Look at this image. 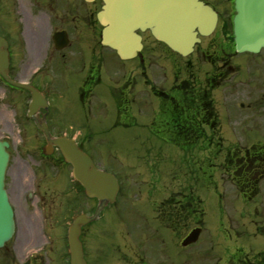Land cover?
<instances>
[{"label": "flooded vegetation", "instance_id": "obj_1", "mask_svg": "<svg viewBox=\"0 0 264 264\" xmlns=\"http://www.w3.org/2000/svg\"><path fill=\"white\" fill-rule=\"evenodd\" d=\"M202 1L218 13L215 31L201 37L195 50L211 65L203 79L187 58L182 65L160 53L159 59L173 60L168 74L144 51L122 59L103 45L97 17L101 0H11L13 10L4 6L0 36L9 44L8 74L41 92L47 109L29 117L31 92L7 84L0 72V105L6 89L11 90L16 112L35 129L20 132L17 142L0 125V139L9 143L6 182L15 213L14 236L0 249V264H70V226L76 216L92 215L98 207V200L88 198L73 178L72 165L60 149H46V138L36 126V119L44 117L53 136L75 138L93 161L96 134H105L106 128L114 134L127 132L140 119L148 135L186 140L187 147L205 141L209 151L208 167H191L188 180L152 182L137 202L121 196V185L117 203L127 200L123 204L129 218L122 222L118 212L111 222L108 252L100 241L101 217L82 227L87 264H264L257 241L264 232V145L224 149L225 119L216 103L220 85L238 66L231 64L236 56L235 0ZM147 35L155 41L150 32L142 34L144 47ZM241 85L230 86L229 98L264 102V81L250 88ZM100 90H109L110 96ZM70 91L78 93L84 128L75 118ZM156 173L147 166V176ZM193 232L195 240L186 244Z\"/></svg>", "mask_w": 264, "mask_h": 264}, {"label": "water", "instance_id": "obj_2", "mask_svg": "<svg viewBox=\"0 0 264 264\" xmlns=\"http://www.w3.org/2000/svg\"><path fill=\"white\" fill-rule=\"evenodd\" d=\"M105 5L99 20L105 26L103 43L116 49L121 57H134L142 49L136 30L150 29L154 36L170 48L188 55L199 42L198 33L210 34L215 28L217 14L198 0H103ZM234 19L237 52L258 53L264 49V0H236ZM9 54L7 43L0 38V71L6 79ZM34 102L31 111L38 106L40 94L32 90ZM45 133L48 147L57 145L65 159L74 166V177L84 186L86 194L100 201L95 215L78 216L71 227L69 244L72 264H86L79 239L82 225L95 220L99 212L115 201L118 192L117 179L98 170L91 158L67 138H53L46 123H38ZM8 144L0 142V247L14 234V216L5 189V175L9 162Z\"/></svg>", "mask_w": 264, "mask_h": 264}, {"label": "rangeland", "instance_id": "obj_3", "mask_svg": "<svg viewBox=\"0 0 264 264\" xmlns=\"http://www.w3.org/2000/svg\"><path fill=\"white\" fill-rule=\"evenodd\" d=\"M102 2H100L101 4ZM4 6L8 10H13L11 6V0H0V17L4 15ZM10 14L11 12L8 11ZM202 51V48H200ZM200 51V52H201ZM144 52L146 57H150L152 61H155L160 53H164V58L168 57V51L163 46L151 39L149 35L146 36V48ZM193 64L192 70L197 73L200 79L204 78V73L211 70V65L208 63V59H205L201 53L199 55H192L188 58ZM185 59H181L178 62L184 64ZM159 62H163L159 60ZM176 62V60L174 61ZM159 66H163L160 64ZM173 64V61L171 60ZM166 69L171 72L173 65ZM239 64L234 67V73L239 69V73L230 75L226 81L220 85V89L216 94V103L221 113L224 114V138L225 146H238L246 147L257 143H264V102L257 103L256 99H247L245 97L229 98L227 95L230 86L242 84L241 87H249L252 83L264 81V51L256 55L249 53H241L237 55L235 60H232L231 64ZM155 65H152V67ZM168 72V73H169ZM242 82V83H241ZM106 97L110 96L109 90H100ZM6 95V94H5ZM244 95V92H243ZM231 96V94H230ZM11 95L7 91L6 99L0 108L5 110L7 117L12 114V104L9 102ZM77 91H70L69 98L74 101V114L78 123L84 128L83 113L81 107H77ZM98 99V97H96ZM226 100V101H225ZM225 103V105H224ZM223 105L224 112L223 113ZM12 106V105H11ZM6 116L4 120H8ZM7 120L5 123H7ZM15 120V119H14ZM16 121V122H15ZM15 131L23 129L22 118L17 112L15 120ZM109 125V123L107 122ZM19 125V127H18ZM80 125H77L76 129L84 130ZM9 131L12 129L9 124L5 127ZM105 134H96L93 150L94 161L101 166H104L106 170L117 176L121 185H123L124 193L122 196H127L128 201L137 202L139 197L143 195V191H148V185L152 182L157 184V181H172V180H188L191 179L189 169L206 168L210 165L208 153L201 152L199 148H194L191 151H185L178 145L171 143L165 139L155 135L146 134L140 124H135L131 128H127V132L122 133L120 129L115 130L109 128L103 129ZM147 166H151L156 170L154 177L147 176L145 169ZM127 200L119 199L116 205H111L105 208L101 213V239L102 248L105 252H108V241L110 236L113 235V229L111 222L114 218L118 219L117 213L121 212L122 222L128 220L129 215L124 213V204ZM121 210V211H119ZM107 224L108 228L104 225ZM264 232L258 233L257 241L259 243L258 248L264 249ZM91 235L89 236V238ZM196 264H205V262H197Z\"/></svg>", "mask_w": 264, "mask_h": 264}]
</instances>
